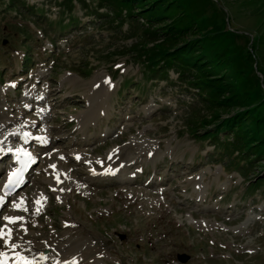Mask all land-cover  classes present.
Wrapping results in <instances>:
<instances>
[{
	"label": "rangeland",
	"instance_id": "374dc122",
	"mask_svg": "<svg viewBox=\"0 0 264 264\" xmlns=\"http://www.w3.org/2000/svg\"><path fill=\"white\" fill-rule=\"evenodd\" d=\"M176 1L177 9L198 10L201 17L239 33L234 41L252 51L258 76L254 88L259 85L264 97V0ZM114 2L0 0V120L36 119L38 109L46 107L35 131L45 125L58 137L42 146L45 150L32 161L29 179L14 197H5L0 223L14 209L30 219L38 241L64 235L65 223L76 221L79 229L72 236L97 248L86 259H98L95 264H264V151H242L241 140L217 125L241 106L214 108L208 90L189 82L194 72L179 73L159 60L170 43L148 32L154 21ZM236 75L229 65L220 77L236 85ZM104 80L109 85L101 94L105 116L98 128L91 125L83 134L79 119L89 113L88 100H100L98 85ZM32 89L48 93L47 101L29 100L32 106L22 113ZM256 110L264 111V103ZM95 135L99 138L80 144L84 136ZM115 147L128 151L126 164L148 153L121 173L93 176L91 184L84 164L68 155L72 149L86 150L90 158H103ZM6 158H0V179ZM50 162L71 170L74 180L49 187L54 179L41 168ZM42 177L47 182H37ZM67 183L73 189L63 192ZM198 189L204 192L201 197H209L202 204L232 213L200 208ZM34 193L47 198L41 211L14 206L17 195ZM204 219L220 226L203 228L196 221ZM180 253L188 259L182 261Z\"/></svg>",
	"mask_w": 264,
	"mask_h": 264
},
{
	"label": "bare ground",
	"instance_id": "6f19581e",
	"mask_svg": "<svg viewBox=\"0 0 264 264\" xmlns=\"http://www.w3.org/2000/svg\"><path fill=\"white\" fill-rule=\"evenodd\" d=\"M99 84L100 85H97L100 89V100H88L90 106L89 113H86L85 119H79V130H82L81 132L83 134L87 132L86 129H89L91 125H97L98 128V123L101 122L102 118L105 116V109L102 105L103 98L101 97V94L103 93L104 95L107 93L109 85L105 80L101 81V83ZM47 94L48 93H45L44 91H42L40 94H36L34 93L33 89L29 90L26 94L27 102H25V104L21 106V112L24 113L23 108L28 109V107L32 106V104L29 103V100H33L38 103L46 102ZM47 112L48 110H46V107H41L40 109H38L39 116L36 119L29 118L21 120L18 117L15 118L13 116L11 118H4L2 121L0 120V158H4L5 156H7V154H9L11 160V163L8 164L6 172L4 173L2 179H0V196H4L5 198V195L1 190V186L7 180L10 169L17 166L16 161L12 162V157L17 156L18 153H22L23 155H27L30 159L34 160L38 158L39 155H42L41 153H43V151L45 150V148L43 147H47L49 143L53 142L55 139H58V137L56 138L51 134V131L45 125H43L38 131H35V128L38 126V124L42 123V120H44ZM1 114L3 113H0V115ZM17 119H19V121ZM84 138L85 139L81 143L78 141L74 142L85 145L91 143L95 138H99V136L95 135L90 138H86L84 136ZM133 148H135V145L131 149ZM86 152V150L72 149L70 152H68V155L75 159L77 162H81L82 164H84V170L87 173L85 178L89 180V184H91L93 176L107 178L108 176H113L112 174L121 173L123 172V170H125L123 166L126 167L128 164H137L142 160V155L147 156L148 153L147 151H144V153L140 154L137 158H133V161L131 163L126 164L125 162H127V160L125 161V159L128 158V156L126 155L128 151H125V149L123 148L115 147L110 150L103 158H90L89 156H86ZM57 163L50 162L48 165L41 168L45 171V173L49 175V177L51 176L54 179L53 183L49 186L51 188H55L56 185L62 186L66 182H72L74 180V178L71 176V170L67 168H60L58 166L59 164ZM53 165H55V167H52ZM30 168L32 169V166ZM29 172L30 169L24 173V178L29 179ZM57 174H59L60 182L57 181ZM47 180L48 179L46 177H42L40 180L38 179L37 182H47ZM64 181L65 183H63ZM33 182L36 183L35 181ZM61 183L63 184L61 185ZM152 185H156V183H152ZM56 189L58 190V188ZM61 189L64 190L63 192H68L71 191L73 187L71 186V183H67ZM188 190L185 191L188 192ZM197 191V205L201 206L200 208L211 209L214 207L215 210L219 211L222 214L231 212L230 209H222L219 205L212 206V204H202L200 201H204L209 197L208 195H205L204 198L201 197L204 194L202 189H198ZM15 192L12 197H14V195L16 194ZM161 192H163V194L165 193V191ZM42 196L45 197L44 193H34L31 196L26 194H19L14 198L13 203L14 205L19 204L21 198H23V207L21 208H24V210L26 209V211L29 210L31 213H36V209L39 208L41 211L45 203V199L41 200ZM223 198V196H220L219 201H222ZM137 199L138 198H136V201ZM37 200H41L40 205H37ZM155 201L156 203H159L160 199L156 198ZM194 205H196V203ZM230 208L237 209L234 204L230 205ZM4 217L20 216L16 214L14 209H11L10 212H7L1 217L3 223H0V229H4L5 225H7V228L11 229L10 243H15L17 245V247L13 249L10 247V243H5L4 239H1L2 244H0V252L7 253L6 257H0V260H3L4 264H24V261H21L19 259L17 253L24 257H27V260L30 261L31 264H95L98 261L97 258H102V256L99 255L98 257L96 256L97 260H86L88 259L89 255L96 253L97 248H93L91 242H88L87 240L82 241L80 237L77 238V236H72V232H75L76 229H79L78 223L76 221H71L69 222V224L66 220L67 223H65L64 226L68 227V229H65L66 233L64 235L60 236L58 234H47V236L49 235V237H45L46 235L43 237L36 236L37 240L39 239L38 241H36L33 240V232H30V229L32 228L30 219H28L26 216H23V220H21L22 223H12L5 220ZM196 222L203 228H213L214 226H220L219 223L217 224L215 222V224L210 219H204ZM42 256L47 257V259H42ZM105 261L107 263L109 262L108 259ZM111 263L115 264L113 261Z\"/></svg>",
	"mask_w": 264,
	"mask_h": 264
},
{
	"label": "trees",
	"instance_id": "16d2710c",
	"mask_svg": "<svg viewBox=\"0 0 264 264\" xmlns=\"http://www.w3.org/2000/svg\"><path fill=\"white\" fill-rule=\"evenodd\" d=\"M114 3L126 6L129 13L141 12L149 21H154L148 32L162 37L160 42L170 43L169 49H162L163 57L159 60L174 66L179 73L194 72L189 82L197 84L201 90H208L206 98L215 102L214 108L228 109L235 105L234 102L241 106L217 125H222L241 140L242 151L247 148L262 154L264 111L256 109L264 103V97L259 85L254 88L258 76L253 67L252 51L245 44L234 41L239 33L221 28L208 17H201L198 10L177 9L176 0H115ZM239 51L244 52V57L238 55ZM241 60L250 66L249 70L241 68ZM229 65L236 68L239 80L236 85L220 77L226 74ZM225 84L228 85L226 89ZM255 101L259 102L254 104Z\"/></svg>",
	"mask_w": 264,
	"mask_h": 264
},
{
	"label": "snow or ice",
	"instance_id": "6c2138e0",
	"mask_svg": "<svg viewBox=\"0 0 264 264\" xmlns=\"http://www.w3.org/2000/svg\"><path fill=\"white\" fill-rule=\"evenodd\" d=\"M52 167H55V165H53ZM17 175V173H13V176ZM57 181L60 182L59 180V174H57ZM10 183H13L14 181H12L10 179L9 181ZM16 183H18V181H15ZM4 196H0V205L3 204L4 202ZM47 199L46 197H41V200ZM41 200H37L36 203L37 205L41 204ZM17 208L23 207V198H21V201L19 204H15L14 205ZM26 210V209H25ZM37 212L40 211L39 208L36 209ZM5 220L10 221L12 223H15L18 220H23V217H4ZM10 238H11V229L7 228V225H5L4 229H0V239H4L5 243H10ZM10 247L15 249L17 247V245L15 243H10ZM17 255L19 256V259L21 261H24V264H31L30 261L27 260V257H24L22 255H20L19 253H17ZM7 253L6 252H0V257H6ZM42 259H47V257L42 256ZM0 264H4L3 260H0Z\"/></svg>",
	"mask_w": 264,
	"mask_h": 264
},
{
	"label": "water",
	"instance_id": "95a60500",
	"mask_svg": "<svg viewBox=\"0 0 264 264\" xmlns=\"http://www.w3.org/2000/svg\"><path fill=\"white\" fill-rule=\"evenodd\" d=\"M178 256H179V258H180L182 261H185V260L188 259V255L185 254V253H180Z\"/></svg>",
	"mask_w": 264,
	"mask_h": 264
}]
</instances>
